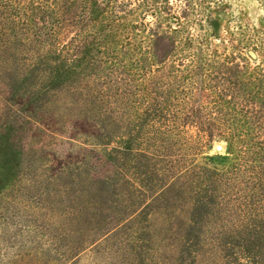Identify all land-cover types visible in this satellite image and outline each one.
<instances>
[{"label": "rangeland", "instance_id": "374dc122", "mask_svg": "<svg viewBox=\"0 0 264 264\" xmlns=\"http://www.w3.org/2000/svg\"><path fill=\"white\" fill-rule=\"evenodd\" d=\"M36 1L84 12V47L67 64L0 48V264H215V245L236 250L213 240L214 208L167 192L166 170L239 166L237 149L215 135L195 153L141 113L187 93L231 115L261 96L264 0Z\"/></svg>", "mask_w": 264, "mask_h": 264}, {"label": "trees", "instance_id": "16d2710c", "mask_svg": "<svg viewBox=\"0 0 264 264\" xmlns=\"http://www.w3.org/2000/svg\"><path fill=\"white\" fill-rule=\"evenodd\" d=\"M33 9L51 10V15L33 14ZM72 27L76 30L69 34ZM83 47L84 12L57 16L52 15L49 4L36 0H0V48L25 49V59L31 61L59 60L67 64L76 58L77 53L73 52L81 51ZM191 99L184 93L175 110L151 114L144 108L141 114L146 115L150 126L156 124V119L150 118L156 115L161 119L160 127L154 128L157 135L168 140L176 136L183 141L184 147L194 149L195 153L211 142L215 135L228 138L229 152L237 149L239 166L218 169L206 163H183L175 172L166 170L171 177L170 186L172 184L167 192L171 193L176 186L183 199L186 195L188 198L185 199L194 206L215 209L214 216L218 219L210 222L216 230L213 240L225 234L227 241L224 244L238 248L217 250L215 245V251H225V255H219L217 262L213 263L220 260L223 261L221 264H264V90L256 100L248 97L241 111L236 110L231 115L220 112L214 116L206 106L196 101L192 103ZM220 99L221 105L229 102L226 98ZM164 121L166 124L162 125ZM158 148L159 144L154 143L151 146L154 151L146 150L143 155L158 158ZM131 150L129 145L115 149L120 156L129 155ZM124 176L129 181L133 180L130 175ZM167 186L168 183L165 184ZM190 193L196 196H188ZM127 215L126 219L133 217L128 212ZM124 222L116 224L115 228ZM190 233L186 231L185 235Z\"/></svg>", "mask_w": 264, "mask_h": 264}]
</instances>
